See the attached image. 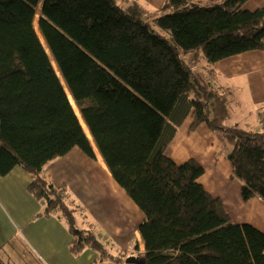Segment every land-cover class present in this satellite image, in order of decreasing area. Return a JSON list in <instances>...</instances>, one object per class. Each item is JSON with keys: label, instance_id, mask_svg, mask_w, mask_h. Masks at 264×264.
Instances as JSON below:
<instances>
[{"label": "trees", "instance_id": "1", "mask_svg": "<svg viewBox=\"0 0 264 264\" xmlns=\"http://www.w3.org/2000/svg\"><path fill=\"white\" fill-rule=\"evenodd\" d=\"M40 1L0 0V175L16 165L28 171L29 191L45 204L38 216L65 219L74 254L92 248L122 262L126 254L77 229L65 188L44 174L76 146L95 154L35 29ZM121 1L44 0L41 24L96 142L144 212L146 264H264V231L231 218L199 181L198 160L178 163L167 153L189 118L191 131L206 124L242 198L264 199V130L228 124L233 92L214 80L217 62L264 50V5L165 0L152 16L138 0Z\"/></svg>", "mask_w": 264, "mask_h": 264}, {"label": "crops", "instance_id": "2", "mask_svg": "<svg viewBox=\"0 0 264 264\" xmlns=\"http://www.w3.org/2000/svg\"><path fill=\"white\" fill-rule=\"evenodd\" d=\"M138 1L144 8L154 9L165 2ZM262 5L264 0H248L245 7L255 9ZM214 80L217 87H230L233 92L234 103L227 123L264 130V50L243 52L217 62ZM190 124L189 118L178 129L168 155L178 163L189 158L198 160L205 169L199 181L212 195L221 198L231 218L264 231V199L242 198V182L233 177L226 149L206 124L193 131ZM90 143L94 157L76 146L48 162L44 174L55 186L67 185L64 196L79 206L81 220L78 217L77 229L93 230L113 255L126 254L124 260L117 262L111 256L103 259L92 248L74 254L68 223L58 213L38 216L45 204L28 189L31 175L16 165L9 173L0 175V259L4 264H123L126 257L136 254L133 250L140 234L144 241L140 232L144 212L120 185L98 143L101 156ZM90 215L93 222L87 220Z\"/></svg>", "mask_w": 264, "mask_h": 264}, {"label": "bare ground", "instance_id": "3", "mask_svg": "<svg viewBox=\"0 0 264 264\" xmlns=\"http://www.w3.org/2000/svg\"><path fill=\"white\" fill-rule=\"evenodd\" d=\"M43 3H44V1L42 2V0H41V6H40L39 9L37 8V10H36V16H35V20H34L35 29H36V31H37V33H38V35H39L44 47H45L48 55L50 56V59H51L53 65L55 67V70H56L58 76L60 77V80H61V82H62V84H63V86H64V88H65V90H66V92H67V94L69 96V99H70V101H71V103H72V105H73V107L75 109V112L77 113V115L79 117V120H80V122H81V124H82V126H83V128H84V130H85V132H86V134L88 136V138L90 139L92 144L95 146V148L98 150V154L101 156V153L99 151V147L97 146V143H96V138H95L93 132L90 129V126H89V123H88L87 119H85L84 114L82 113V111H81V109H80V107H79V105H78V103L76 101V98H75V96L73 94V91H72V89H71V87H70V85L68 83V80H67L66 76L64 75V73H63V71L61 69L59 61L56 58L54 50L52 49V46L49 43L48 38H47V36L45 35V33H44L43 29H42V24H41V20L42 19H41V15H40L39 11H41L43 9V5H44ZM191 121H192V119H191ZM142 239H143L142 235L140 234L139 235V240L142 241Z\"/></svg>", "mask_w": 264, "mask_h": 264}, {"label": "rangeland", "instance_id": "4", "mask_svg": "<svg viewBox=\"0 0 264 264\" xmlns=\"http://www.w3.org/2000/svg\"><path fill=\"white\" fill-rule=\"evenodd\" d=\"M44 0H42V2H43ZM125 1V3H127V1L128 0H124ZM118 2L122 5V1L121 0H118ZM40 6H41V1H40V3H39V5H38V9L40 8ZM157 9V8H156ZM156 9H154V8H150V7H145V13H146V15H152V16H155L154 15V11L156 10ZM43 12V10H41V11H39V13H40V15H41V13ZM191 55H190V53H184L183 54V58L187 61V62H189V63H191L192 64V60H191ZM201 60H202V62H201ZM204 62H203V59H202V56H200V58H198V62H195V63H193V68H195V67H201V65L203 64ZM233 103H234V99H233V101H232V104H231V108H232V105H233ZM233 116L235 117L236 115L235 114H233ZM233 117V118H234ZM229 121V120H228ZM227 121V122H228ZM230 122V121H229ZM228 144V143H227ZM228 146H229V149L231 148V145L230 144H228ZM169 152H170V147H169ZM99 155H97V158H99L98 157ZM101 158V157H100ZM52 183V182H51ZM53 184V183H52ZM54 185V184H53ZM55 186V185H54ZM55 187H57V188H65V190H64V192H63V196L66 194L65 192L67 191V185H63V186H55ZM64 198L66 199V197L64 196ZM66 201H67V199H66ZM68 202V201H67ZM69 204H70V207H72V208H75V210L76 211H78L79 210V206L78 205H75V204H73V203H70V202H68ZM80 218V215L78 214V212H76V226H78V223L77 222H79V218ZM80 220H81V218H80ZM87 220H89V221H91V222H93L94 220L92 219V216L90 215V217L89 218H87ZM78 228V227H77ZM91 230V229H90ZM95 233V232H94ZM138 239V238H137ZM139 241V242H138ZM138 241H137V244H138V247L136 248V250H133V253H135L136 252V254H133V255H136V256H140L141 255V253H143V255L145 256V254H146V244L144 243V241H143V239H142V241H140L139 239H138ZM103 242V241H102ZM104 243V242H103ZM105 244V243H104ZM107 246V245H106ZM108 249H109V247H108ZM109 250H111V249H109ZM128 256V255H127ZM142 256V255H141ZM143 256V257H144ZM126 263H128V262H126ZM128 264H135V263H128Z\"/></svg>", "mask_w": 264, "mask_h": 264}, {"label": "water", "instance_id": "5", "mask_svg": "<svg viewBox=\"0 0 264 264\" xmlns=\"http://www.w3.org/2000/svg\"><path fill=\"white\" fill-rule=\"evenodd\" d=\"M50 57V56H49ZM126 262L135 264H146L145 257L130 255L126 258Z\"/></svg>", "mask_w": 264, "mask_h": 264}, {"label": "built area", "instance_id": "6", "mask_svg": "<svg viewBox=\"0 0 264 264\" xmlns=\"http://www.w3.org/2000/svg\"><path fill=\"white\" fill-rule=\"evenodd\" d=\"M123 264H128V263H126V260L123 262Z\"/></svg>", "mask_w": 264, "mask_h": 264}]
</instances>
